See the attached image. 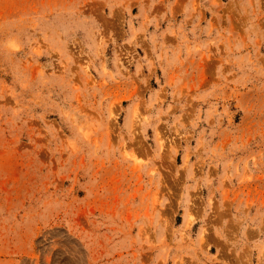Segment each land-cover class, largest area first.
I'll return each mask as SVG.
<instances>
[{
  "label": "rangeland",
  "instance_id": "obj_1",
  "mask_svg": "<svg viewBox=\"0 0 264 264\" xmlns=\"http://www.w3.org/2000/svg\"><path fill=\"white\" fill-rule=\"evenodd\" d=\"M0 264H264V0H0Z\"/></svg>",
  "mask_w": 264,
  "mask_h": 264
}]
</instances>
